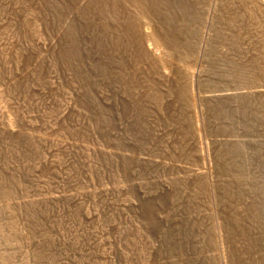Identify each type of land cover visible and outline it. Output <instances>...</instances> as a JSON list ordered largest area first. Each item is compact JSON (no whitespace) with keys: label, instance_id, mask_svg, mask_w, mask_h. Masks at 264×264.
<instances>
[{"label":"rangeland","instance_id":"374dc122","mask_svg":"<svg viewBox=\"0 0 264 264\" xmlns=\"http://www.w3.org/2000/svg\"><path fill=\"white\" fill-rule=\"evenodd\" d=\"M99 1L101 2L99 3ZM105 1L107 2V4ZM113 1H115L116 4ZM131 1L132 0H110V1L109 0H72V1L71 0H51V1L29 0V4L26 5V7L24 6V9L22 8V10H24V13H27L28 11L32 10V13L31 11L28 13L34 14L33 15L34 19L35 20L37 19L35 23L38 26V28L42 30V31L40 30V32L42 33V39H39L41 42H45V43L48 42V38L54 37L56 34L57 35L55 36V38H57L59 41L56 47L57 49L52 50L48 56L52 57L53 61H56L54 64L56 66L58 65L56 68L58 70L59 75H61L60 77L62 79V80L60 79L61 83L59 85L62 84V86L64 87L66 86L65 88L67 89L69 99H72L71 103L72 104L75 103L73 104L75 110L74 112H72V115L70 114L69 118H67L68 120H70L69 122L71 124L69 123L70 125L68 126L71 128V130L70 129L67 130L68 127L66 126V130L62 128L61 131L60 129V131L57 132L56 136H59L60 138L59 137L58 138L69 146L68 149L69 150L71 149L73 151V155L76 152L75 153L76 157L74 156L75 159H78L79 156H82L80 155V153H82L81 150H84V148L81 149V146H88L87 147L88 152L90 153L88 154L93 159L94 164L95 163L97 164V170L100 173V174L97 173L98 176L100 175L99 177L96 175L95 171H94L95 173L94 172L92 173V175L93 174L96 175V177L93 175L95 178L93 176L91 178L93 179L92 180L93 183L96 181L98 182L99 181L98 179H102L99 182L105 183L107 186L110 187V191L100 193V196L103 199H106L111 202H116V206L121 204L119 202L120 198L128 197L127 195H129L128 198L133 199V203L131 205H125L124 210H119L118 214L115 213L113 216V219L117 223L121 224L120 227H122L121 229L122 232L120 231L119 233L120 238H116V239L114 238L113 243L110 246L111 255L114 259L113 264H127V263L128 264H185V263L186 264H217V263L218 264H264V247H263L264 238L260 233L252 232L250 227L251 222L253 221V218L251 216L252 213L250 214V212H252V206H250L249 201L247 199H244V197L246 198L248 196L249 192L247 190H244L237 180L226 178L228 177L229 172L235 170L238 172L241 171L243 173L244 171H247L248 173L247 175L245 172L246 176L249 175V172H255L256 174L255 177L257 178V180L261 182L262 177H263L262 180H264V143H263L264 135L262 132L264 131V116H263L264 96L254 95L253 97V95H249V96L247 95L244 97L241 96L234 98H223L220 100L209 99V95L219 94L225 91L229 92L232 90L264 88V40H263L264 39V9H263L264 0H240V1L239 0H233V1L232 0L231 1L229 0H148L147 1L148 4L146 6L147 8L144 9L143 14H141L142 11L136 12L134 10L133 5H131L132 4ZM149 2H151L152 4H149ZM186 3L188 6L186 5ZM124 5L127 7H125ZM149 6H151L152 8ZM236 8L238 10H236ZM132 10L135 12H133ZM236 16L237 17L239 16V18H237ZM61 20L63 21V23ZM101 20L103 21L101 22ZM73 28L75 30H73ZM17 29L20 28L18 27ZM257 30L259 31V33ZM68 31H70V33ZM62 32L64 34H62ZM19 33H21L20 30ZM232 33L235 35H233ZM52 34L54 36H52ZM221 34H226L227 36L225 35L222 36ZM100 37L101 38L104 37V38L101 39ZM24 39L30 40L31 36L30 35L29 37L26 36L24 37ZM100 39L103 41H101ZM107 40L109 41L106 42ZM163 44L165 50L164 48L161 47ZM239 47L242 49L239 50L238 49ZM168 48L169 51L171 52L168 51ZM24 49L26 50V48L23 46L22 50ZM130 51L133 52L131 53ZM152 52H154V54L157 57L161 58L163 55L164 56L159 60L156 57H153ZM30 53L31 51L26 56L27 62L29 61L31 62V59L29 60V58H33L31 54L35 55L34 52H32L31 54ZM183 54L185 55L187 54V55L186 56L184 55L185 56L184 57ZM105 55H107L108 58ZM83 56L86 58L85 60L83 59L84 58ZM167 56L170 58V60ZM66 59L68 61H66ZM176 61L177 63H175ZM159 62H161V64ZM178 63L182 66H180ZM81 66H83L84 68H82ZM238 66H240L241 68ZM42 68L40 67V69H38L39 72L38 73L36 72V74H40L37 75L39 79L43 77L41 79L45 78L46 81L48 80V78L45 75L47 69V65H45V62H44L43 70ZM99 68H101V70ZM250 68L251 70H249ZM130 69H132V71ZM103 71L105 72L103 73ZM134 71L137 72L135 73ZM147 71L150 72L151 74L147 73ZM116 72L117 75L119 74L118 77L116 75ZM135 74L136 77H134ZM184 74L187 76H185ZM120 75H122V77H120ZM129 77L132 79H130ZM41 79L40 81H42ZM167 85L170 87H167ZM5 92L10 93L6 90ZM5 92L2 97V101L4 100L2 103L7 104V100L9 96H6L7 93L5 94ZM48 92L46 94L32 93L31 96L38 94L40 99L38 98V96L37 99H39L41 102L39 101V104L35 105L36 104L35 102L27 103L28 100L25 101L26 106L28 107L29 105L30 108L28 109L24 106H21L22 108L21 107L20 108L22 110L20 109V115L18 111L19 116L16 117H21L22 111L23 112L25 111L24 113L28 114L30 113L31 110H32L31 111L32 115L28 114L29 116L35 115L36 117H39V115L38 116L36 115L38 113L36 111V107L38 108V105L39 108L37 110H39V112L41 110L44 111L46 109L43 113L46 112L50 114V112L52 111L51 109L50 111L48 110V108L44 109V106L47 105L46 102L49 100L47 97H49L50 92L49 93ZM54 93L55 94L53 95H56L57 91L55 90ZM152 93L153 95H151ZM143 95L147 96V98L149 99H147ZM182 95H186V96H182ZM4 96H6L7 98ZM21 96L23 97V95ZM31 96L28 95L27 99L30 98L31 100V98L33 97ZM43 98L46 100H43ZM172 98L175 100H173ZM60 100L64 105L63 108H67L66 104L68 99H66L63 96L62 98H60ZM149 100L152 101L149 102ZM34 108H35V112H34ZM12 110H16V109L9 110L10 112L14 113V111ZM13 113H9V114H12L14 116L17 115V111H15L14 114ZM12 115H10V117L12 119L15 118ZM33 119L34 121L37 120V123H40L38 121V118L37 119L33 118ZM13 120L14 123L17 121L16 123L18 125L16 123L15 124L16 127H19L21 124L20 122H18L20 121L19 118H15ZM68 120L66 123H68ZM229 120L231 121L229 122ZM224 123H225V127H224ZM73 127L74 128L79 127V128L74 129ZM235 131L237 132V134L235 133ZM58 133H62V134L58 135ZM224 134L226 135L229 134L231 136L235 135L237 138H239V140L242 141L244 139L245 140L243 141V143L242 141L239 142L241 143L240 145L238 144L239 148L238 145L236 144L234 145L233 143H229V144L216 143L217 139L226 137V135L224 136ZM260 134H262L263 137ZM20 135L22 134H17V137L15 136L16 139L14 136H9V137L7 136L8 140L6 139V142L12 140L9 142L12 152L14 150L13 147L17 148L23 145L22 150L21 148H19L20 150L15 149L13 153L11 152L12 153L11 155L13 154L15 155L14 157L15 159L18 158V156L21 157L22 155H26L27 151L29 150V149H25L27 143L26 144L24 143L27 141L25 142L23 141L24 143L23 142L20 143L19 140V139L23 140L24 138H25L24 140H27V138L25 136L22 137ZM1 137L2 135L0 136V139ZM11 137L12 138L14 137V141L13 139H11ZM250 138L251 140L255 138V140L250 141ZM256 138L257 139L260 138V140L262 139L261 140L262 143L259 142L260 140L259 139L257 140ZM17 140L19 142H17ZM15 141L18 144H20V146L17 145L15 147L14 145H12L15 144ZM175 144H180L179 146L180 149L183 151V153H181L182 151L179 152L175 149ZM48 145H52V144H47V146ZM76 145H78L79 147ZM166 147H168L169 149H166ZM3 149L5 151L4 143H0V151H2L0 152V154L5 153L3 152ZM50 149L51 146L45 150V153H47V154L44 153V155H46L45 157L48 158L47 155L49 154H50L49 159L52 158V155L55 158L63 157L60 159L61 161L67 160L68 158L66 159V157L69 156L68 152H71L68 149H63L65 150L66 155L68 156L63 155L65 154L63 150H61L62 156L59 153L60 150L57 152L60 155L57 153L56 155H54L53 152L50 151ZM48 150L50 153H48ZM185 150H189L188 152L187 151L186 152L188 153L189 158L191 156L190 159H193L192 161L190 159L188 160L187 159L188 157H185L186 155ZM241 150L242 151L246 150L245 151L246 154L243 153ZM30 152L31 151L29 150L28 153V155H30L29 157L33 155V153ZM77 153L79 155H76ZM184 153L185 155H183ZM242 153L243 155L244 154L245 155L242 156ZM178 154L179 155L182 154V157L185 158L182 157L178 158ZM0 156H1L0 158L1 159L0 164H1L4 158L2 157V155ZM23 158L25 159L28 157H23ZM149 159L155 160L157 161V163L150 165L146 162V160L149 161ZM224 161L225 163L227 161V163L225 164ZM172 163H177L182 166H187L188 168H192L195 170L205 171L207 173L206 174L207 179L205 178L207 181L206 182L204 181V183H202L203 181L201 182L199 181L200 183L199 185L202 186L204 185L203 187L206 190V196H205V192L204 195L201 192L200 193L198 192L196 194H198L199 196L202 194L201 199L204 198L203 202L205 201V198L209 194H211L210 199L212 201L213 209L215 212H217V217L219 216L217 228L207 229L209 228L207 227V218L209 217H203L202 219L200 218L201 220L194 217V215L197 214L195 211H193L194 209L192 208V206L194 207L193 204L194 202H192L191 199L188 200L187 198L189 197H186L185 194L182 192L183 189L181 185L184 184L188 186L191 183L190 181L187 182V180H185L187 178H183L184 177L182 176L184 175L183 171L177 170L181 174L179 175L180 179L178 180V181L181 180L180 183L175 182V180L172 182L174 187L176 184L178 186V187L176 186L175 188L176 192H174L175 189L174 191L163 189L164 182H167L170 186V177H172L171 176ZM76 164L77 166L75 165V167L77 168V170L75 167H74L75 169L72 167L74 165L73 163L72 166H70V169H73L72 172L74 171L75 174L80 175L79 174L80 172L77 173L80 170L78 169L80 168V162L78 161ZM20 168L22 169L19 171L20 175H18L17 178L21 179V177L22 178L26 177L24 179H21V182L23 184L20 183L21 185L26 186V184L27 185L29 184L28 180H26L27 179V176L25 175L26 172L24 171V168L22 166ZM49 170L51 171L50 168ZM49 170L47 168L46 174L49 172ZM256 172L259 173L258 174L259 177ZM53 173L54 175L52 174V177L50 176L51 177L50 179L48 177L47 178L50 180L48 185L52 184L51 186L53 189L55 187V191L51 188V186H47V188L48 191L51 188L50 189L51 192L54 191L53 193H55L56 190L58 189V184H60L61 181L59 180L57 181V178L55 177L56 176L55 172ZM5 179L3 178V180ZM81 179L83 181H86L87 176H85L82 173ZM141 179L142 182L140 183L139 180ZM220 181L222 184L223 183L224 185L226 184L229 188L227 186L225 188L220 187ZM142 183H144L145 185H143ZM192 183L198 184L197 181L195 182L193 181ZM62 184L63 183H61L59 186H62ZM98 184L94 183L95 186L93 184L92 185L94 187H97ZM124 184H126L125 190L122 189L120 192H116L114 190L115 186H121ZM55 185L57 186V188ZM82 186L84 189H88L86 188L87 186L85 185L84 182L82 183ZM223 189L226 191H224ZM237 189L240 193L235 192V190ZM18 190L19 191L17 192V194L19 195L22 192V189H18ZM238 194L242 195L240 197V201H243L246 204L245 213L242 216V219L243 218L244 219L242 220L243 222L241 224L240 222L237 223V219H235L233 216L235 203L239 201L237 198ZM198 195H196L195 198H198ZM169 197L171 199H169ZM175 199H178L177 201H179L177 207L174 206V203H176ZM259 199L261 200V198ZM190 203H192V205ZM98 204L96 205L91 204L90 210H92V208L93 210H96V208L98 210L100 209L99 210L100 216L103 215L102 218H104V215L106 213L102 211L103 204L101 201H98ZM202 204L204 205V203ZM203 205L202 207L204 209V212H207L208 211L207 206L206 205L203 206ZM54 206L55 209L58 210V207L55 204H51L50 211L52 212L56 211L54 209ZM95 206L96 208H94ZM33 207H31L32 209L26 208L25 210H27L28 212L31 209L28 213L29 215H34V219L39 217L38 218L39 220L35 219L38 224L36 228L40 229L43 227L42 229L46 228L45 230L48 231L50 227L44 218L45 216L44 214L47 213L45 212L44 206L38 205L37 208L35 207L36 209L34 208V211H33ZM176 208L178 209L180 208L178 212ZM21 210L23 211L24 208H22ZM21 210L19 212L20 215H18L17 218L18 223H20L19 224L20 229H21L20 226H22L23 223L29 224L27 221H25L24 217L26 216ZM38 210L42 211L44 216L42 215V212H40L41 214L39 212L37 213ZM64 210L65 209L62 210V208L60 210L62 215L61 218L63 216L64 217L61 219L59 213L58 216L60 220L59 219H58L59 221L57 220L58 223L60 222V224H62V225L59 224V226H61L62 229L64 227L66 228V226L69 225L68 221H66V223L68 222L67 225L64 223L65 220H67V217L68 216L72 217V214L68 213L69 211H65L64 213L63 212ZM50 211H48V213ZM21 212L24 216L23 218L21 216ZM65 214L67 215L69 214V215L66 216ZM105 216L108 217V214ZM246 216L248 217V220ZM107 217L102 219V221L108 222L109 218L106 219ZM41 220L42 222L44 221L43 222L44 224L40 222ZM79 221L80 222L82 221L81 228L85 227L83 225L84 224L86 225V223L83 224L84 221L81 219H77L75 223L78 224ZM21 222L23 223L21 224ZM80 222L78 225H81ZM63 224L65 225L63 226ZM142 224L144 225L141 226ZM27 226L23 224L21 230L23 231L25 230L26 232L31 230V228L34 230L31 224L30 226L32 227L30 229L29 226L28 227ZM69 227L67 226L68 229L66 230L68 232L66 233L70 232L71 228ZM87 229H84V231L86 230L85 232L83 231L85 234L86 232L89 231ZM205 229L206 231L203 232ZM33 230H31V232ZM66 230L64 229L63 231L65 232ZM89 234L91 235V231L86 234L87 236L86 235L81 236L82 239L83 237L84 239L81 240L80 238V241L82 243H85V238L89 237L90 236ZM117 234L118 233L114 232V236ZM199 234H204L205 239L203 238L204 239L203 240ZM110 236H112V234H110ZM19 238H18L20 241L19 243L21 245H24L23 247L22 246L20 247H22V249L24 250L27 248L26 252H28L30 259L34 257L33 260L34 261L36 260V262L31 261L33 264L35 263L40 264L37 263V260H39L42 263L43 259L50 260V258L52 257L53 258L50 261L51 262L53 261V264L58 262L55 261L58 260L60 257L58 255L59 252L57 253L52 249L53 247L52 248L50 247L53 243L51 245L50 243L48 244L40 243L43 244L40 245L37 242V244L42 248L44 247L43 249L45 250H46L45 246H48L47 249L49 250V252L51 251L48 254V252L46 251H45L46 253H44L42 248L40 247L38 248L37 245H35L36 247L34 245L33 247L31 246L32 243L36 244V242L33 241L34 239H32L34 237L20 236ZM31 239L32 242H30ZM25 240L28 241L30 240V241L28 243V241L26 242ZM127 240L130 241V243ZM23 241H25V243H23ZM135 241H137L138 243H136ZM26 243H28L29 246H31L32 248L29 247ZM61 243L63 244L62 240ZM29 248L35 252L40 249L42 254L44 253L45 257H43L41 253L39 254L40 251L38 252L39 254L38 256L33 255V257H31L32 253L34 254V252H32ZM36 248L38 249L36 250ZM65 251L66 252L68 251L67 253H70L69 251H71V247L68 246ZM29 252L31 253V255ZM52 252H54L55 254H53ZM171 253H173L174 255ZM45 254L48 255V258H46L47 255ZM51 254L57 256L54 257ZM83 256L85 257V255ZM84 257L83 260L85 259ZM83 260H81V262L77 264H84Z\"/></svg>","mask_w":264,"mask_h":264},{"label":"bare ground","instance_id":"6f19581e","mask_svg":"<svg viewBox=\"0 0 264 264\" xmlns=\"http://www.w3.org/2000/svg\"><path fill=\"white\" fill-rule=\"evenodd\" d=\"M36 1V0H35ZM51 1V0H50ZM72 1V0H71ZM110 1V0H109ZM148 0H132V4L133 5V8L134 10L137 12L139 11H142L141 14H143V11L144 9H146L147 7V2ZM231 1V0H229ZM233 1V0H232ZM240 1V0H239ZM57 2V1H56ZM97 2V1H96ZM101 1H99L100 3ZM104 2V1H103ZM106 2V1H105ZM115 2V1H113ZM120 2V1H119ZM159 2V1H157ZM53 3V2H52ZM73 3V2H72ZM251 3V2H250ZM29 4V0H0V136L2 135L1 137V141L0 143H4V148H5V151L3 149V152H5L4 154H0L4 155V160L2 161V163L0 164V264H33L31 261L33 262H36V260L34 261L33 260V255H39L40 253L42 254L41 250L39 249L38 251H32L30 248V250L32 252H34V254L30 253L31 258L30 259V256L28 254V252H26L27 248L25 250L22 249V247L24 245H21L19 242V237L20 236H25V237H28V236H31V237H34L32 239H34L33 241L36 242V244H31V246L33 247V245H37L38 248L40 247L37 242L40 244V243H50V247L56 251L58 253V255L60 256L58 260H56L55 264H77V263H80L81 260H83V255H85V259L83 260V263L84 264H113L114 263V259L111 255V249H110V246L111 244L113 243V240L114 238H120V231L122 229L121 224L117 223L114 219H113V216L115 213L118 214V211L119 210H124V207L125 205H131L133 203V199L131 198H128L129 195H127L128 197H125V198H120L119 202L121 204L117 205L116 206V202H111V201H108L106 199H103L101 196H100V193H103V192H108L110 191V187L107 186L105 183H101L99 181H101L102 179H98L99 181L97 182H94L95 184L97 183H101V184H98L97 187H94V183H93V179L92 176V173L95 171L96 172V175L98 176L97 173L98 170H97V164L95 165L94 164V161L93 159L90 157V153L88 152V146H81V149L84 148V150H81L82 153H80V155L82 156H79L78 159H75V153L73 155V151L70 149H68V145L66 143H64L61 139H59L60 137L59 136H56L57 135V132L62 131V128L66 130V126L68 127L67 130H71V128L68 126L70 125L71 123L69 122L70 120H68L67 118H69V115L71 114L72 115V112H74L75 108H74V105L75 103H71V100L72 99H69V96H68V93H67V89L61 85H59L61 83V75H59L58 73V70H57V66L54 64L56 61H53L52 57H49V53L54 50V49H57V44H58V39L55 38V36L57 35H53L54 37H51V38H48V42H41L39 39H42V33L40 32V28H38V26L36 25V20L34 19V14H30L28 12L31 11L32 13V10L28 11L27 13H24V10H22V8L24 9V6L26 7V5ZM48 4V3H47ZM57 4V3H56ZM103 4V3H102ZM107 4V2H106ZM116 4V2H115ZM149 4H152L151 2H149ZM228 4V3H227ZM237 4V3H236ZM256 4V3H255ZM53 5V4H52ZM97 5V4H96ZM110 5V4H109ZM130 5V6H131ZM187 5V3H186ZM207 5V4H206ZM221 5V4H220ZM225 5V4H224ZM50 6V5H49ZM125 6V5H124ZM170 6V5H169ZM184 6V5H183ZM188 6V5H187ZM246 6V5H245ZM56 7V6H55ZM100 7V6H99ZM127 7V6H125ZM151 7V6H149ZM154 7V5H153ZM230 7V6H229ZM236 7V6H235ZM30 8V7H29ZM35 8V7H34ZM152 8V7H151ZM198 8V7H197ZM261 8V7H260ZM27 9V8H26ZM54 9V8H53ZM221 9V8H220ZM264 9V8H263ZM28 10V9H27ZM112 10V9H111ZM148 10V9H147ZM155 10V9H154ZM162 10V9H161ZM236 10H238L236 8ZM35 11V10H34ZM133 11V10H132ZM133 11V12H135ZM224 11V10H223ZM228 11V10H227ZM84 12V11H83ZM102 12V11H101ZM117 12V11H116ZM119 12V11H118ZM121 12V11H120ZM100 13V12H99ZM166 13V12H165ZM173 13V12H172ZM246 13V12H244ZM250 13V12H248ZM80 14V13H79ZM94 14V13H93ZM181 14V13H180ZM224 14V13H223ZM229 14V13H228ZM253 14V13H252ZM140 15V14H139ZM156 15V14H155ZM236 15V14H235ZM256 15V14H255ZM40 16V15H39ZM120 16V14H119ZM225 16V15H224ZM232 16V15H231ZM240 16V15H239ZM239 16L237 18H239ZM252 16V15H251ZM250 16V17H251ZM122 17V16H121ZM220 17V16H219ZM218 17V18H219ZM39 18V17H38ZM91 18V17H90ZM97 18V17H96ZM138 18V17H136ZM153 18V17H152ZM244 18V17H243ZM59 19V18H58ZM62 19V18H60ZM109 19V18H108ZM143 19V18H142ZM88 20V19H87ZM138 20V19H137ZM194 20V19H193ZM234 20V19H233ZM41 21V20H40ZM54 21V20H53ZM62 21V20H61ZM91 21V20H90ZM103 20H101L102 22ZM105 21V20H104ZM112 21V20H111ZM130 21V20H128ZM146 21V20H145ZM150 21V19H149ZM154 21V19H153ZM167 21V20H166ZM252 21V20H250ZM255 21V20H254ZM70 22V21H69ZM68 22V23H69ZM75 22V21H74ZM98 22V21H97ZM100 22V23H101ZM114 22V21H113ZM217 22V21H216ZM233 22V21H232ZM242 22V21H240ZM256 22V21H255ZM39 23V22H38ZM55 23V22H54ZM63 23V21H62ZM127 23V22H125ZM230 23V22H229ZM57 24V23H56ZM66 24V23H65ZM138 24V23H137ZM231 24V23H230ZM255 24V23H254ZM110 25V24H109ZM163 25V24H162ZM219 25V24H218ZM246 25V24H245ZM259 25V24H257ZM66 26V25H65ZM75 26V25H74ZM116 26V25H115ZM121 26V25H120ZM130 26V25H128ZM152 26V25H151ZM20 28V29H17V28ZM60 27V26H59ZM64 27V26H63ZM132 27V26H131ZM155 27V26H154ZM157 27V26H156ZM197 27V26H195ZM218 27V26H216ZM224 27V26H223ZM252 27V26H251ZM57 28V27H55ZM118 28V27H117ZM122 28V27H121ZM128 28V27H127ZM136 28V26H135ZM140 28V27H139ZM59 29V28H58ZM96 29V28H94ZM155 29V28H154ZM167 29V28H166ZM228 29V28H227ZM226 29V31H227ZM233 29V28H232ZM236 29V28H235ZM19 30L21 31V33H19ZM57 30V29H56ZM63 30V29H62ZM72 30V28H71ZM73 30H75L73 28ZM93 30V29H92ZM127 30V29H126ZM134 30V29H133ZM174 30V29H173ZM220 30V29H219ZM229 30V29H228ZM42 31V30H41ZM58 31V30H57ZM135 31V30H134ZM139 31V30H138ZM183 31V30H182ZM233 31V30H232ZM258 31V30H257ZM70 33V31H68ZM98 32V31H97ZM102 32V31H101ZM114 32V31H113ZM131 32V31H130ZM153 32V31H152ZM155 32V30H154ZM161 32V31H160ZM166 32V31H165ZM190 32V31H189ZM225 32V31H224ZM242 32V31H241ZM51 33V32H50ZM57 33V32H56ZM68 33V34H69ZM126 33V32H125ZM158 33V32H157ZM170 33V32H169ZM174 33V32H173ZM186 33V32H185ZM191 33V32H190ZM234 33V32H233ZM232 33V34H233ZM259 33V31H258ZM21 34V35H20ZM59 34V32H58ZM62 34H64L62 32ZM61 34V35H62ZM67 34V35H68ZM72 34V33H71ZM111 34V33H110ZM150 34V33H149ZM187 34V33H186ZM220 34V33H218ZM29 35L31 36V39L30 40H25L24 37L28 36ZM46 35V34H45ZM79 35V34H78ZM109 35V34H108ZM178 35V34H177ZM185 35V34H183ZM222 36L225 35L227 36L226 34H221ZM235 35V34H233ZM60 36V35H59ZM58 36V37H59ZM64 36V35H63ZM77 36V35H76ZM75 36V37H76ZM97 36V35H95ZM159 36V35H157ZM198 36V35H197ZM44 37V36H43ZM61 37V36H60ZM163 37V36H162ZM196 37V36H195ZM221 37V36H220ZM234 37V36H233ZM247 37V36H246ZM101 38V37H100ZM104 38V37H103ZM101 38V39H103ZM127 38V37H126ZM216 38V37H215ZM224 38V37H223ZM100 39V40H101ZM156 39V38H154ZM243 39V38H241ZM255 39V38H254ZM263 39V38H262ZM261 39V40H262ZM78 40V39H77ZM113 40V38H112ZM141 40V39H140ZM184 40V39H183ZM190 40V39H189ZM192 40V39H191ZM197 40V39H196ZM219 40V39H218ZM264 40V39H263ZM98 41V40H97ZM103 41V40H101ZM109 40H107L106 42H108ZM154 41V40H153ZM180 41V40H179ZM185 41V40H184ZM117 42V41H116ZM123 42V41H122ZM165 42V41H164ZM168 42V41H167ZM166 42V43H167ZM24 43V44H23ZM99 43V42H97ZM96 43V44H97ZM137 43V42H136ZM160 43V42H159ZM172 43V42H171ZM102 44V43H101ZM119 44V43H117ZM165 44V43H164ZM164 44L161 46L162 48H164ZM79 45V44H78ZM93 45V44H92ZM99 45V44H98ZM25 47L26 50H22V47ZM80 46V45H79ZM95 46V44H94ZM101 46V45H100ZM118 46V45H117ZM240 46V45H238ZM72 47V46H71ZM104 47V46H103ZM102 47V48H103ZM126 47V46H125ZM143 47V45H142ZM96 48V47H95ZM101 48V49H102ZM123 48V47H122ZM137 48V47H136ZM62 49V48H61ZM66 49V48H65ZM82 49V48H81ZM196 49V48H195ZM239 50L242 49V48H238ZM256 49V48H255ZM68 50V49H67ZM112 50V49H111ZM120 50V49H119ZM144 50V49H143ZM165 50V48H164ZM163 50V51H164ZM178 50V49H177ZM176 50V51H177ZM192 50V49H191ZM249 50V49H248ZM253 50V49H252ZM31 51L35 53L34 54H31V56L33 58H29V60L31 59V62H27V54ZM78 51V50H77ZM80 51V50H79ZM86 51V50H85ZM88 51V50H87ZM91 51V49H90ZM93 51V50H92ZM168 51H169V48H168ZM106 52V51H105ZM108 52V51H107ZM119 52V51H118ZM117 52V53H118ZM131 53L133 51H130ZM129 52V53H130ZM171 52V51H169ZM180 52V51H179ZM54 53V52H53ZM69 53V52H68ZM95 53V52H94ZM136 53V52H135ZM153 53V57H156L157 59H161L160 57H157L154 52ZM151 53V54H152ZM166 53V52H164ZM168 53V52H167ZM187 53V52H186ZM61 54V53H60ZM72 54V53H70ZM93 54V53H92ZM103 54V53H102ZM127 54V53H126ZM75 55V54H74ZM84 55V53H83ZM99 55V54H98ZM114 55V54H113ZM120 55V54H119ZM146 55V54H145ZM161 55V54H160ZM166 55H169V54H166ZM178 55V54H176ZM182 55V54H181ZM185 54H183L184 56ZM187 55V54H186ZM185 55V56H186ZM260 55V54H259ZM67 56V55H66ZM80 56H81V53H80ZM107 57V55H105ZM112 56V55H111ZM125 56V55H124ZM129 56V54H128ZM131 56V55H130ZM184 56V57H185ZM29 57V56H28ZM57 57V56H56ZM63 57V56H62ZM71 57V56H70ZM84 57V56H83ZM168 57V56H167ZM178 57V56H177ZM176 57V58H177ZM255 57V56H254ZM257 57V56H256ZM108 58V57H107ZM152 58V57H151ZM169 58V57H168ZM167 58V59H168ZM188 58V56H187ZM65 59V58H64ZM70 59V58H69ZM84 60L86 59L85 57L83 58ZM100 59V58H99ZM106 59V58H105ZM110 59V58H109ZM172 59H173V56H172ZM104 60V59H103ZM136 60V59H135ZM141 60V59H140ZM152 60V59H151ZM154 60V59H153ZM170 60V58H169ZM183 60V59H182ZM237 60V59H236ZM247 60V59H246ZM66 61H68L66 59ZM71 61V60H69ZM119 61V60H118ZM139 61V60H138ZM166 61V60H164ZM185 61V60H184ZM44 62H45V65H47V69H46V76L48 78V80L45 81V78L44 79H41L43 77H41L40 79L42 81H40L39 77L37 75H40V74H36V72L38 73L40 69V67L44 68ZM64 62V61H63ZM126 62V61H124ZM130 62V61H128ZM149 62V61H148ZM152 62V61H151ZM241 62V61H240ZM261 62V61H259ZM61 63V62H60ZM66 63V62H65ZM94 63V62H93ZM135 63V62H134ZM143 63V62H142ZM145 63V62H144ZM157 63H158V60H157ZM161 64V62H159ZM171 63V62H170ZM177 63V61L175 62ZM191 63V62H190ZM236 63V62H235ZM109 64V63H108ZM136 64V63H135ZM138 64V63H137ZM164 64V63H162ZM168 64V63H167ZM179 64V63H178ZM68 65V64H67ZM81 65V64H80ZM166 65V64H165ZM171 65V64H170ZM180 65V64H179ZM191 65V64H190ZM61 66V65H60ZM72 66V65H71ZM74 66V65H73ZM102 66V64H101ZM164 66V65H162ZM177 66V65H176ZM182 66V65H180ZM248 66V65H247ZM79 67V66H78ZM82 68H84L83 66H81ZM111 67V66H110ZM160 67V66H159ZM175 67V66H174ZM194 67V66H193ZM240 67V66H238ZM237 67V69H238ZM42 68V70H43ZM70 68V67H69ZM127 68V66H126ZM148 68V67H147ZM151 68V67H150ZM185 68V67H184ZM241 68V67H240ZM245 68V67H244ZM243 68V69H244ZM78 69V68H77ZM101 70V68H99ZM137 69V68H136ZM145 69V68H144ZM188 69V67H187ZM190 69V68H189ZM236 69V68H235ZM40 70V71H42ZM122 70V69H121ZM128 70V69H127ZM132 71V69H130ZM135 70V69H134ZM147 70V69H146ZM172 70V69H171ZM186 70V69H185ZM191 70V69H190ZM240 70V69H239ZM251 70V68L249 69ZM64 71V70H63ZM74 71V70H73ZM88 71V70H87ZM112 71V70H111ZM120 71V70H119ZM138 71V70H137ZM136 71V72H137ZM156 71V70H155ZM233 71V69H232ZM241 71H244V70H241ZM258 71V70H257ZM105 71H103L104 73ZM123 72V71H122ZM129 72V71H128ZM135 72V71H134ZM135 72V73H136ZM142 72V71H141ZM157 72V71H156ZM181 72V71H180ZM237 72V71H236ZM239 72V71H238ZM248 72V71H246ZM250 72V71H249ZM41 73V72H40ZM66 73V72H65ZM89 73V72H88ZM110 73V72H109ZM130 73V72H129ZM147 73H150L147 71ZM192 73V72H191ZM235 73V72H234ZM254 73V72H253ZM94 74V73H93ZM126 74V73H124ZM151 74V73H150ZM154 74V73H153ZM187 74V73H186ZM227 74V73H226ZM256 74V73H255ZM263 74V73H262ZM78 75V73H77ZM100 75V74H99ZM97 75V76H99ZM107 75V74H106ZM116 75H117V72H116ZM119 75V74H118ZM117 75V77H118ZM142 75V74H141ZM174 75V74H173ZM185 75V74H184ZM70 76V75H69ZM95 76V75H94ZM103 76V75H102ZM181 76V75H180ZM187 76V75H185ZM244 76V75H243ZM263 76V75H262ZM116 77V76H115ZM120 77H122V75H120ZM126 77V76H125ZM136 77V74L135 76ZM192 77V76H191ZM190 77V78H191ZM72 78V77H71ZM76 78V77H75ZM91 78V77H90ZM124 78V77H123ZM127 78V77H126ZM130 78V77H129ZM148 78V77H147ZM146 78V79H147ZM181 78V77H179ZM257 78V77H256ZM61 79V80H60ZM92 79V78H91ZM109 79V78H108ZM112 79V78H111ZM117 79V78H115ZM114 79V80H115ZM128 79V78H127ZM132 79V78H130ZM145 79V80H146ZM149 79V78H148ZM71 80V79H69ZM76 80V79H75ZM83 80V79H82ZM106 80V79H105ZM119 80V78H118ZM122 80V79H121ZM184 80V79H183ZM182 80V81H183ZM207 80V79H206ZM238 80V79H237ZM236 80V81H237ZM44 81V82H43ZM130 81V80H129ZM154 81V80H153ZM159 81V80H158ZM164 81V80H163ZM186 81V80H185ZM241 81V80H240ZM239 81V82H240ZM260 81V80H259ZM46 82V83H45ZM112 82V81H111ZM139 82V81H138ZM141 82V81H140ZM143 82V81H142ZM67 83V82H65ZM108 83V82H107ZM106 83V84H107ZM118 83V82H117ZM127 83V82H126ZM155 83V82H154ZM187 83V82H186ZM47 84V85H45ZM64 84V83H63ZM81 84V83H80ZM120 84V83H119ZM130 84V83H129ZM143 84V83H142ZM169 84V83H167ZM246 84V83H245ZM84 85V84H83ZM133 85V84H132ZM175 85V84H174ZM202 85V84H201ZM146 86V85H145ZM206 86V85H205ZM245 86V85H244ZM62 87V88H61ZM167 87H170L167 85ZM82 88V87H81ZM116 88V87H115ZM165 88V87H163ZM174 88V87H173ZM149 89V88H148ZM187 89V88H186ZM8 91L10 93H7L5 92ZM50 92H48V91ZM55 90L57 91V94L58 96L56 95H53L55 94ZM115 90V89H114ZM120 90V89H119ZM127 90V89H126ZM131 90V89H130ZM181 90V89H180ZM5 94L7 93L6 96H9L8 97V100H7V104L6 103H2V97L4 95V92ZM70 91V90H69ZM149 91V90H148ZM156 91V90H155ZM155 91H154V94H155ZM49 93V97H47L49 100L46 102L47 105L44 106V109L45 108H48V110L50 111V109L52 110L50 112V114L48 113H43L44 111H40L37 110L39 108V105H38V108L36 106H33V107H36V112L37 116L39 115V117H36L35 115L34 116H29L28 114L32 115L31 111L30 113L28 114H25L23 111L21 112V117H16V116H19L20 115V109L22 108L21 106H24L26 108H30L29 105L28 107L26 106L25 104V101L28 100L27 103H33L35 102L37 104H39V96L38 94L39 93ZM151 92V91H150ZM168 92V91H167ZM180 92V91H179ZM182 92V91H181ZM36 94L38 93L37 95H32L31 94ZM122 93V92H121ZM186 93V92H184ZM10 94V95H9ZM26 94V95H25ZM40 94V96H41ZM172 94V93H171ZM23 95V97L21 96ZM31 96V100L30 98L27 99V96ZM90 95V94H89ZM131 95V94H130ZM153 95V93L151 94ZM156 95H157V92H156ZM155 95V96H156ZM249 96V95H262L264 96V88H254V89H244V90H232V91H229V92H221L219 94H211L209 95V99H223V98H234V97H241V96ZM4 96V97H6ZM36 96V97H35ZM37 96L39 99H37ZM65 97L66 99H68L67 101V104H66V107L67 108H63V104L60 100V98L62 97ZM145 96V95H143ZM150 96V94H149ZM163 96V95H162ZM182 96H186V95H182ZM147 98V96H145ZM157 97V96H156ZM164 97V96H163ZM170 97V96H169ZM7 98V97H6ZM45 98V96H44ZM43 100H46L44 99ZM158 98V97H157ZM177 98V97H176ZM85 99V98H84ZM149 99V98H147ZM146 99V100H147ZM173 99V98H172ZM171 99V100H172ZM189 99V98H188ZM91 100V99H90ZM157 100V99H156ZM175 100V99H173ZM191 100V99H190ZM208 100V99H207ZM230 100V99H229ZM116 101H119V100H116ZM152 101V100H149V102ZM160 101V100H158ZM263 101V100H262ZM41 102V101H40ZM73 102V101H72ZM85 102V101H84ZM128 102V101H127ZM142 102V100H141ZM144 102V101H143ZM165 102V101H164ZM163 102V103H164ZM216 102V101H215ZM231 102V101H230ZM236 102V101H235ZM254 102V101H253ZM44 103V102H43ZM153 103V102H152ZM150 103V104H152ZM156 103V102H155ZM154 103V105H155ZM5 104V105H3ZM42 104V103H41ZM82 104V103H81ZM138 104V103H137ZM160 104V103H159ZM167 104V103H166ZM259 104V103H258ZM123 105V104H122ZM247 105V104H246ZM249 105V104H248ZM251 105V104H250ZM84 106V105H83ZM151 106V105H150ZM163 106V105H162ZM167 106V105H166ZM245 106V105H244ZM256 106V105H255ZM21 107V108H20ZM92 107V106H91ZM101 107V106H100ZM230 107V106H229ZM8 108V109H7ZM32 108V107H31ZM41 108V106H40ZM10 109H16V110H12L14 111H17V115H12V114H9V113H13V112H10L9 110ZM107 109V108H106ZM152 109V108H151ZM231 109V108H229ZM22 110V109H21ZM149 110V109H148ZM154 110V109H153ZM156 110V109H155ZM18 111H19V115H18ZM159 111V109H158ZM227 111V109H226ZM257 111V110H256ZM34 112H35V108H34ZM33 112V113H34ZM42 112V113H41ZM111 112V111H110ZM150 112V111H149ZM182 112V111H181ZM184 112V111H183ZM231 112V111H230ZM258 112V111H257ZM13 113V114H14ZM77 113V112H76ZM94 113V112H93ZM98 113V112H97ZM166 113V112H165ZM150 114V113H149ZM178 114V113H177ZM183 114V113H181ZM190 114V113H189ZM192 114V113H191ZM223 114V113H222ZM234 114V113H233ZM252 114V113H251ZM10 115H12L13 117L15 118H19L21 124L19 127H16V124L14 123V120L15 118H11ZM74 115V114H73ZM106 115V114H105ZM152 115V114H151ZM162 115V114H161ZM180 115V113H179ZM253 115V114H252ZM117 116V115H116ZM163 116V115H162ZM215 116V115H214ZM222 116V115H221ZM224 116V115H223ZM264 116V115H263ZM262 116V117H263ZM107 117V116H106ZM105 117V118H106ZM110 117V116H109ZM139 117V116H138ZM182 117V115H181ZM180 117V118H181ZM216 117V116H215ZM235 117V116H234ZM238 117V116H237ZM37 119L38 118V121L40 123H37V120L34 121V119ZM83 118V117H82ZM137 118V117H136ZM160 118V117H159ZM158 118V119H159ZM166 118V117H165ZM171 118V117H170ZM174 118V117H173ZM186 118V117H185ZM214 118V117H213ZM220 118V117H219ZM71 119V118H70ZM129 119V118H128ZM161 119V118H160ZM212 119V118H211ZM218 119V118H217ZM68 120V123H66ZM74 120V119H73ZM102 120V119H101ZM162 120V119H161ZM165 120V119H164ZM72 121V120H71ZM82 121V120H80ZM79 121V122H80ZM103 121V120H102ZM131 121V120H130ZM142 121V119H141ZM231 120H229L230 122ZM247 121V120H246ZM139 122V121H138ZM234 122V120H233ZM70 123V124H69ZM75 123V122H73ZM83 123V122H82ZM89 123V122H88ZM147 123V122H146ZM156 123V122H155ZM226 123V122H225ZM225 123H224V127H225ZM248 123V122H247ZM93 124V123H92ZM237 124V123H236ZM18 125V124H17ZM76 125V124H74ZM96 125V124H95ZM186 125V124H185ZM217 125V124H216ZM228 125V124H226ZM256 125V124H255ZM78 126V125H77ZM84 126V125H83ZM89 126V125H88ZM87 126V127H88ZM221 126V125H220ZM232 126V125H231ZM253 126V125H252ZM80 127V126H79ZM79 127H73L74 129H77ZM207 127V126H206ZM210 127V126H209ZM228 127V126H227ZM233 127V126H232ZM242 127V126H241ZM245 127V126H243ZM72 128V129H73ZM222 128V127H220ZM235 128V127H234ZM250 128V127H249ZM209 129V128H208ZM228 129V128H227ZM260 129V128H259ZM93 130V129H92ZM177 130V129H176ZM229 130V129H228ZM237 130V129H236ZM74 131V130H72ZM95 131V130H94ZM79 132V131H78ZM222 132V130H221ZM234 132V131H233ZM232 132V134H233ZM240 132V131H239ZM263 132V135H264V131ZM261 132V133H262ZM91 133V132H89ZM181 133V132H180ZM235 133L237 134V132L235 131ZM17 134H22L20 136H25L27 138V140H20V143H22L23 141H27V142H23L24 144L27 143L25 149H29L31 152L30 153H33V155H31V157H29L30 155H28L29 153V150L27 151V154L26 155H22L23 157H28V158H23L22 156H18V158H14L15 155H11L15 149H18L20 150L19 148H23V145L21 147H17V148H14L13 147V152L11 151V147H10V144L9 142L12 141V140H9V142H6V139H7V136H16L17 137ZM59 134H62V133H58ZM64 134V133H63ZM243 134V133H242ZM254 134V133H253ZM6 135V136H5ZM145 135V134H144ZM226 134H224L225 136ZM229 135V134H227ZM224 137V138H220V139H217L216 143L218 144H223V143H233L234 145H240L242 140H239V138H237L235 135L231 136H227ZM262 135V134H260ZM262 135V137H263ZM147 136V135H146ZM247 136V135H246ZM14 137L11 139H13L14 141ZM15 137V139H16ZM59 137V138H58ZM221 137V136H220ZM259 137V136H258ZM252 138V137H251ZM250 138V141H253L255 140V138H253V140H251ZM111 139V138H110ZM257 139V138H256ZM260 140V138H258ZM257 139V140H258ZM8 140V139H7ZM79 140V139H78ZM163 140V139H162ZM161 140V141H162ZM181 140V139H179ZM245 140V139H244ZM243 140V141H244ZM249 140V139H248ZM256 140V141H257ZM262 140V139H261ZM259 141L262 143V141ZM3 141V142H2ZM242 141V143H243ZM255 141V142H256ZM17 142H19L17 140ZM16 141H15V144H12L14 145L15 147L17 145L20 146V144H18ZM116 142V141H115ZM165 142V140H164ZM180 142V141H179ZM187 142V140H186ZM162 143V142H161ZM190 143V142H189ZM264 143V142H263ZM47 144H52V145H48ZM166 144V143H164ZM180 144H175V149L177 151H182L180 149ZM190 145V144H189ZM239 145H238V148H239ZM25 146V145H24ZM47 146V147H46ZM51 146V149L50 151L53 152L54 155H56V153L60 150V154L62 156V152L61 150L63 149H68L69 151L71 152H68L69 156L66 155V152L65 150H63V152H65V156H68L66 157L67 160H60L61 158L63 157H57L55 158L53 155H52V158L49 159V155L48 158L45 157L46 155H44L45 153V150ZM78 146V145H76ZM160 146V145H159ZM222 146V145H221ZM226 146V145H225ZM46 147V148H45ZM67 147V148H66ZM79 147V146H78ZM86 147V148H85ZM171 147V146H170ZM235 147V146H234ZM244 147V146H242ZM247 147V145H246ZM45 148V149H44ZM195 148V147H194ZM256 148V147H255ZM24 149V150H25ZM166 149H169L168 147H166ZM241 149V148H240ZM245 149V148H243ZM242 149V150H243ZM254 149V148H253ZM17 150V151H18ZM67 150V151H68ZM78 150V149H77ZM91 150V148H90ZM165 150V149H164ZM190 150V149H189ZM189 150H185V153L183 155H185V157H188L187 159L189 160L191 158H189V155H188V151ZM241 150V151H242ZM44 151V152H43ZM75 151V150H74ZM80 151V152H81ZM168 151V150H167ZM176 151V152H177ZM187 151V152H186ZM222 151V150H220ZM235 151V150H234ZM240 151V152H241ZM246 151V150H245ZM245 151H242L243 153L246 154ZM251 151V150H250ZM2 152V151H0ZM12 152V153H11ZM16 152V151H15ZM165 152V151H164ZM23 153V152H22ZM48 153L49 150H48ZM57 153V154H59ZM89 153V154H88ZM183 153V151L181 152ZM190 153V152H189ZM242 153V156H244ZM254 153V152H253ZM261 153V152H260ZM47 154V153H45ZM52 154V153H51ZM59 154V155H60ZM219 154V153H218ZM20 155V154H18ZM76 155H79L78 153ZM232 155V154H231ZM234 155V154H233ZM75 156V157H74ZM194 156V155H193ZM198 156V155H196ZM99 157V156H98ZM179 157H182V154L179 155L178 154V158ZM185 157H182V158H185ZM229 157V156H228ZM234 157V156H233ZM239 157V156H237ZM236 157V158H237ZM1 158V156H0ZM59 158V159H58ZM65 158V157H64ZM96 158V157H95ZM101 158V157H100ZM218 158V157H217ZM242 158V157H241ZM259 158V157H258ZM1 160V159H0ZM78 160L80 162V169L77 173H79L80 175L78 174H75V172L72 170L73 169H70V166H72V163L74 164L72 167L74 168L75 165L77 166V162L76 161ZM191 161L193 159H190ZM224 160V159H222ZM240 160V159H238ZM113 161V160H111ZM232 161V160H231ZM243 161V159H242ZM253 161V160H252ZM76 162V163H75ZM98 162V161H97ZM146 162L150 165L152 164H155L157 163V161L155 160H146ZM230 162V161H229ZM237 162V161H236ZM251 162V161H250ZM257 162V161H256ZM99 163V162H98ZM225 163V161H224ZM223 163V164H224ZM227 163V161H226ZM225 163V164H226ZM252 163V162H251ZM236 164V163H235ZM249 164V163H248ZM79 165V164H78ZM216 165V164H215ZM231 165V164H230ZM261 165V164H260ZM23 167L24 168V171L26 172L25 175L27 176V179L29 184L26 186L25 185H21L20 183L21 182V179H24L21 177L20 181L19 179L17 178L18 175H20V170L22 168L20 167ZM233 166V165H232ZM49 170V168L51 169V171L49 170V172L46 174V170ZM76 168V167H75ZM74 168V169H75ZM99 168V167H98ZM77 170V168H76ZM75 170V171H76ZM126 170V169H125ZM124 170V171H125ZM177 170H180V171H183V174L182 176H184L183 178H187L185 180L190 181V185L186 186V185H181L182 189H183V193L185 194L186 197H189L187 198L188 200H192V202H194V207L192 206V208L194 209L193 211H195L197 214L194 215V217H196L197 219H202L203 217H209L207 218V229H214V228H217V223H218V220H219V216L217 217V212L214 211L213 209V206H212V201H211V194H209L206 198H205V201L203 202L204 198L201 199V195L199 196L198 194L196 193H203L204 195V192H205V196H206V190L204 189V185H199V181H203L202 183H204V181L206 182L207 178H206V172L205 171H200V170H195V169H192V168H188L187 166H182L180 164H177V163H172V167H171V176L170 177V186L167 182H164L163 184V189L164 190H173L176 188L177 184L175 185V187L173 186V181L175 180V182H178L180 183V181H178L180 178H179V175H181L179 173V171ZM216 170V169H215ZM254 170V169H253ZM127 171V170H126ZM217 171V170H216ZM222 171V170H221ZM55 172V177L57 178V181H61L62 186H59L60 184H58V189L56 190L55 193H53L55 191V187L54 189L52 188V184L48 185V183L50 182V178L52 177V174L54 175ZM94 172V173H95ZM129 172V171H128ZM229 172V171H228ZM227 172V173H228ZM245 172H246V175L248 174L247 171H244L243 172H238V171H231L228 173V177H226L227 179L228 178H231V179H234V180H237L241 187L244 189V190H247L249 192L248 196L244 199H247L249 201V204L250 206H252V212H250L252 218H253V221L251 222V230L252 232L254 233H260L263 238H264V180L263 177L261 178V182L259 180H257V178L255 177L256 174L255 172H249V175L246 176L245 175ZM50 173V174H49ZM82 173L87 176V180L86 181H83L81 179V175ZM257 173V172H256ZM100 174V173H99ZM119 174V173H118ZM220 174V173H219ZM259 173H257L258 175ZM96 175H94L96 177ZM218 175V174H217ZM23 176V175H22ZM51 176V177H50ZM93 176V177H94ZM100 176V175H99ZM98 176V177H99ZM181 176V177H182ZM46 177V178H45ZM49 179H48V178ZM54 177V176H53ZM54 177V178H55ZM94 177V178H95ZM259 177V175H258ZM3 178H7L5 180H3ZM124 178V177H123ZM130 178V177H129ZM206 178V179H205ZM97 179V178H96ZM118 179V177H117ZM205 179V180H204ZM219 180V179H218ZM24 181V180H23ZM85 183V185L87 186L86 188L88 189H84L83 186H82V183L83 182ZM140 183L142 182V179L139 180ZM183 181V180H182ZM195 182L197 181V183H192V182ZM56 182V181H55ZM103 182V181H102ZM236 182V181H235ZM188 183V184H189ZM201 183V184H202ZM23 184V183H22ZM94 186H93V185ZM128 184V183H127ZM143 185H145L144 183H142ZM186 184V183H185ZM54 185V184H53ZM129 185V184H128ZM229 185V184H228ZM236 185V184H235ZM47 186H51V188L54 190L53 192H51V188L49 189V192L48 191V188ZM56 186V185H55ZM227 185L224 183L222 184L221 181H220V187L222 188H225ZM178 187V186H177ZM180 187V186H179ZM208 187V186H207ZM228 187V186H227ZM235 187V186H234ZM57 188V186H56ZM126 188V184L124 185H121V186H115L114 187V190L116 192H120L122 189L125 190ZM216 188V187H215ZM229 188V187H228ZM18 189H22V192L18 195L17 192L19 191ZM181 189V188H180ZM218 189V188H217ZM239 189V188H238ZM235 190L236 193H240L239 191ZM224 190V189H223ZM229 190V189H228ZM227 190V191H228ZM179 191V189H178ZM226 191V190H224ZM172 192V191H171ZM176 192V189L175 191ZM231 192V191H230ZM247 192V193H248ZM129 193V192H127ZM179 193V192H178ZM183 194V195H184ZM198 195V198H195L196 195ZM234 194V193H233ZM245 194V193H244ZM177 195V194H176ZM236 195V194H235ZM242 195L238 194L237 195V198L239 201H237L235 203V206H234V210H233V216L235 219H237V223L240 222V224L243 222L242 220V216L244 215L245 213V206L246 204L243 202V201H240V197ZM213 197V196H212ZM181 198V197H180ZM208 198V200H207ZM215 198V197H214ZM219 198V197H218ZM261 198V200L259 199ZM169 199H171L169 197ZM227 199V198H226ZM178 199H175V202L174 203V206L177 207L178 204H179V201H177ZM246 200V201H247ZM98 201H101L102 204H103V209L102 211H104L107 215L108 214V217L104 215V218L107 217L106 219H108V222H103L102 219V216H100V213H99V210L96 208V206L94 208H96V210H90L91 209V204L93 205H96L98 204ZM173 201V199H172ZM170 202V201H169ZM231 202V201H230ZM202 203H204V205L207 206V209L208 211L207 212H204V209L202 207ZM222 203V202H221ZM228 203V202H227ZM51 204H55L57 207H58V210L55 209V206H54V209L56 210L55 212H52L50 211L51 210ZM124 204V205H123ZM173 204V203H172ZM192 205V203H190ZM233 204V203H232ZM38 205H43L44 208H45V212H47L46 214L43 215V212L38 210L37 213L39 212H42V215L44 216L47 224L49 225V229L48 231H46L45 229H42V228H36V226L38 225L36 220L35 219H38V218H35L34 219V215H29V211L32 209L31 207H33V211H34V208ZM90 208H89V206ZM92 205V206H93ZM98 205H101V204H98ZM97 205V206H98ZM188 205V204H187ZM203 205V206H204ZM222 206V205H221ZM224 206V205H223ZM248 206V205H247ZM61 207L62 210L65 209L63 212L65 213V211H69L68 213L72 214V217L68 216L67 214H65L66 216L70 217L68 218L67 217V220H65V224L67 225V223L70 225H67L70 229V232L69 233H66L68 232L66 228L64 227L63 229L61 228V226H59L60 222L58 223V221L60 220L61 218ZM24 208V210L22 211L21 209ZM26 208H31L28 212L27 210H25ZM35 208V209H36ZM177 209V212L178 208ZM230 209V208H229ZM251 209V208H250ZM20 210L25 214L26 217L23 216L22 212H21V216L22 218L24 217L25 218V221H27L29 224H25L23 222H21V224L23 223L24 225H28L29 226V229L33 226L34 230L31 228V230H33L31 232V230H29L28 232H26L25 230V233L22 229L23 227V224L21 227V229L19 228V224L18 221H17V218H18V215H20ZM155 210V209H154ZM48 211H50L48 213ZM173 211V210H172ZM249 211V210H248ZM190 212V211H189ZM188 212V213H189ZM36 213V212H35ZM60 213V214H59ZM181 213V211H180ZM192 213V212H191ZM190 213V214H191ZM41 214V213H40ZM60 218H59V216ZM104 214V213H103ZM183 214V213H182ZM188 214V215H190ZM248 214V212H247ZM159 215V213H158ZM250 216V218H251ZM58 217V218H57ZM64 217V216H63ZM62 217V218H63ZM192 217V215H191ZM61 218V219H62ZM115 218V217H114ZM185 218V217H184ZM218 218V219H217ZM247 220H248V217L246 216ZM41 219V218H40ZM59 219V220H58ZM77 219H81L83 220V224L86 223V225L84 224L83 228L82 227V224L80 222L81 225H78L76 224V220ZM179 219V218H178ZM200 219V220H201ZM39 220V219H38ZM58 220V221H57ZM227 220V219H226ZM24 221V220H23ZM63 221V220H62ZM61 221V222H62ZM66 221H68L66 223ZM236 221V220H235ZM20 222V220H19ZM41 223L42 220L40 221ZM72 222V223H71ZM63 223V222H62ZM225 223V222H224ZM30 224L32 226H30ZM44 224V223H43ZM58 224V225H57ZM63 224V226L65 225ZM77 226H76V225ZM250 224V223H249ZM62 225V224H60ZM144 224H142L141 226H143ZM27 226V227H28ZM241 226V225H240ZM248 226V225H247ZM88 229H87V228ZM159 227V226H158ZM246 227V225H245ZM66 230L65 232L63 230ZM84 229H87L89 230L87 233H89L91 231V235L89 237H86L85 238V243H82L80 241V238L81 240L83 235H86L84 232ZM219 229V228H218ZM247 229V227H246ZM249 229V228H248ZM220 230V229H219ZM84 231V232H83ZM206 229L203 231L205 232ZM114 232L118 233L117 235L114 236ZM122 232V231H121ZM144 232V231H143ZM224 232V231H223ZM134 233V232H133ZM139 233V232H138ZM165 233V232H164ZM198 233V232H197ZM226 233V232H225ZM110 234H112V236H110ZM149 234V233H148ZM205 234V233H204ZM204 234H199L200 237L203 239H205V235ZM239 235V234H238ZM244 235V234H243ZM253 235V234H252ZM87 236V235H86ZM131 237V236H130ZM199 237V238H200ZM228 237V236H227ZM19 238V239H18ZM207 238V236H206ZM229 238V237H228ZM244 238V237H243ZM257 238V237H256ZM32 239L30 242H32ZM57 241H56V240ZM148 239V238H147ZM203 239V240H204ZM53 240V241H52ZM57 242H55V241ZM61 240L63 241V244L61 243ZM26 242L28 240H25ZM25 241H23V243H25ZM28 241V243H29ZM128 241V240H127ZM250 241V240H249ZM22 242V241H21ZM34 242V243H35ZM130 243V241H128ZM136 243H138L137 241H135ZM211 242V241H210ZM264 242V240H263ZM26 243L28 246L29 244ZM206 244V243H205ZM40 245H43V244H40ZM54 245V246H53ZM71 247V251H69L70 253H67L65 250L67 249L68 246ZM207 245V244H206ZM264 245V244H263ZM22 246V247H20ZM27 246V247H28ZM29 246V247H31ZM259 246V245H258ZM31 247V248H32ZM36 247V246H35ZM34 247V248H35ZM46 247V250L43 249L42 247V250L44 251V253L48 252V254L51 252H49V250L47 249L48 246H45ZM138 247V246H137ZM147 247V246H146ZM197 247V246H196ZM210 247V246H209ZM214 247V246H213ZM211 247V248H213ZM246 247V246H245ZM251 247V246H250ZM262 247V246H261ZM264 247V246H263ZM18 248V249H17ZM33 248V249H34ZM36 248V250L38 249ZM50 248V249H51ZM200 248V247H199ZM210 248V249H211ZM241 248V247H240ZM70 249V248H69ZM35 250V249H34ZM48 250V251H47ZM52 250V251H53ZM174 250V249H173ZM177 250V249H176ZM175 250V251H176ZM40 251V252H39ZM46 251V252H45ZM163 251V250H162ZM170 251V250H169ZM167 251V252H169ZM208 251V250H207ZM215 251V250H214ZM258 251V250H257ZM263 251V250H262ZM39 252V254H38ZM158 252V251H157ZM196 252V251H195ZM44 253L42 254L43 257L44 256ZM53 254H55L54 252H52ZM220 253V252H219ZM51 254V255H53ZM155 254V253H154ZM168 254V253H167ZM173 254V253H171ZM199 254V253H198ZM254 254V253H253ZM18 255V256H17ZM47 255V254H45ZM174 255V254H173ZM258 255V254H257ZM40 256V257H42ZM54 256V255H53ZM57 256V255H55ZM54 256V257H55ZM52 257V256H50ZM82 257V258H81ZM157 257V256H156ZM36 258V257H35ZM46 258H48V255L46 256ZM53 258V257H52ZM50 258V260L52 259ZM58 258V257H57ZM124 258V257H123ZM146 258V257H145ZM197 258V257H196ZM201 258V257H200ZM40 259V258H39ZM56 259V258H55ZM136 259V258H135ZM173 259V258H172ZM179 259V258H178ZM50 260L48 259H43L42 263L37 260V263H40V264H53V261L51 262ZM147 260V259H146ZM166 260V259H165ZM188 260V259H187ZM232 260V259H231ZM128 261V260H127ZM195 261V260H194ZM219 261V260H218ZM235 261V260H234ZM138 262V261H137ZM145 262V260H144ZM148 262V261H147ZM213 262V261H212ZM134 263V261H133ZM139 263V262H138ZM164 263V262H163ZM184 263V262H182ZM210 263V262H209ZM214 263V262H213ZM238 263V262H237ZM36 264V263H35ZM128 264V263H127ZM186 264V263H185ZM218 264V263H217Z\"/></svg>","mask_w":264,"mask_h":264}]
</instances>
